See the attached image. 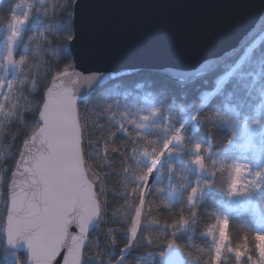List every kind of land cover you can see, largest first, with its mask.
Segmentation results:
<instances>
[{"label": "trees", "instance_id": "16d2710c", "mask_svg": "<svg viewBox=\"0 0 264 264\" xmlns=\"http://www.w3.org/2000/svg\"><path fill=\"white\" fill-rule=\"evenodd\" d=\"M74 1L0 0V172L7 184L23 143L33 134L36 108L51 79L65 64L72 65L67 36L72 35ZM12 11L28 17L19 25L14 49L17 60L26 59L6 72L2 62L6 37L12 34ZM245 44L232 56L216 60L214 70L204 75L179 81L158 72L136 71L77 103L84 165L100 205V217L83 249V264L116 262L129 245L145 183L142 176L156 155L151 150L161 148L193 113L179 133L183 139L174 140L172 151L161 160L135 237L118 264H164L169 241L180 248L186 264H212L220 239L217 218H226L228 234L219 264H256L260 255L256 245L264 242L254 237L264 235L263 213L253 199L235 205L240 183L235 191L231 185L236 165L257 168L264 177V39L218 86ZM254 128L261 131L250 133ZM248 141L251 146L244 149L242 144ZM197 144L202 146L199 152ZM197 156L203 158L200 174L186 168ZM3 227L0 222V264H16L17 257L25 264L26 253L6 245ZM245 243L247 252L238 260L229 248Z\"/></svg>", "mask_w": 264, "mask_h": 264}, {"label": "water", "instance_id": "95a60500", "mask_svg": "<svg viewBox=\"0 0 264 264\" xmlns=\"http://www.w3.org/2000/svg\"><path fill=\"white\" fill-rule=\"evenodd\" d=\"M263 20L264 0H75L72 7L75 38L69 41L72 69L82 77L95 78L76 83L65 80L64 84L76 97L77 109L79 101L89 99L103 85L136 71L158 72L186 81L210 71L200 73L202 65L236 53ZM11 36L6 54L9 47L13 52L16 47L17 36L14 39ZM2 66L10 72L15 63L3 59ZM52 84L53 78L48 88ZM25 142L11 178L21 163ZM80 166L93 186L82 150ZM193 169L198 174L202 172L200 164ZM61 171L57 165L56 174ZM97 202L99 212L89 224L83 249L100 217L98 199ZM3 234L10 249L26 253L25 264H29L31 254L24 242L10 245L5 225ZM162 258L164 264H186L180 248L174 244L166 246Z\"/></svg>", "mask_w": 264, "mask_h": 264}, {"label": "snow or ice", "instance_id": "6c2138e0", "mask_svg": "<svg viewBox=\"0 0 264 264\" xmlns=\"http://www.w3.org/2000/svg\"><path fill=\"white\" fill-rule=\"evenodd\" d=\"M9 16L11 39H14L18 35L19 25L26 23L28 17L17 16L15 11ZM74 38L73 35L67 36L69 41ZM256 44L255 40L232 69L233 72L244 63ZM25 59L22 56L17 60L11 47L4 57V60L20 66L25 63ZM215 65L214 61L202 65L200 73L214 70ZM94 78L82 77L80 73L73 71L71 64H65L61 71L56 72L53 84L46 89L45 98L37 105L35 129L25 142L21 163L13 173L10 185L0 172V197L4 202V208L0 210L3 214L0 215V222L6 227L10 245L24 242L31 254L29 264H61V261L62 264H83L85 236L89 224L98 215L99 208L94 186H90L85 179L80 166L82 129L79 125L76 97L65 86L64 81L76 83L78 80L90 81ZM8 86L13 87L11 82ZM204 100L207 102V97ZM173 139L180 141L183 136L177 134ZM170 144L171 140H168L161 148L151 150L156 153L152 157L154 164L159 162L165 152L172 151ZM201 148V145H195L197 152ZM144 154L150 155L147 149ZM193 162L202 165L203 158L197 156ZM57 165L62 170L60 175L56 174ZM153 171L154 168L147 169L142 178L147 180ZM233 171L236 178L231 187L235 191L244 169L236 165ZM256 175L259 177L261 174ZM195 192L196 189L193 188L192 193ZM217 225L220 226V239L216 254L211 257L212 264H219L220 249L228 241L226 218H217ZM254 240L264 242V235L258 234ZM168 243L171 245L175 242ZM256 247L260 253L256 264H264V244L257 243ZM229 250L240 260L247 252V244ZM16 264H21L19 257Z\"/></svg>", "mask_w": 264, "mask_h": 264}, {"label": "rangeland", "instance_id": "374dc122", "mask_svg": "<svg viewBox=\"0 0 264 264\" xmlns=\"http://www.w3.org/2000/svg\"><path fill=\"white\" fill-rule=\"evenodd\" d=\"M263 31H264V20H263L261 26L259 27V29L255 32L254 36H252L250 38V42H248V44L246 45L245 48L248 49L252 45V43L255 41L256 36L259 35L260 33H262ZM9 39H10V36L8 35L6 37V43L9 42ZM258 42L259 41H257V43ZM193 116L194 115L191 114L190 118H192ZM254 129L255 130H252V132H250V133L258 134L261 131V130H256V128H254ZM242 145H243V148L246 149V147L251 146V141L245 142ZM195 164H197V163H194L192 161L189 164H187L186 168L187 169H192V167ZM243 169H244V171L239 176V180H240L239 190H238L237 193H235V196H236L235 198L238 199V200H236L237 202L235 203V205L244 206V205H246V203L251 202V200L253 199V202L255 201L257 206L261 207V210H262V213H263V217H264V199L263 200L261 199V197L264 196V188H262V187H264L263 173L261 172V170H258L257 168L256 169H252L248 165H245V167H243ZM257 173H260L261 175L259 177H257V175H256ZM145 183H146V180H145ZM145 183L143 185L141 202H140V205H139L138 211H137L139 214L137 213L136 219H135V221L133 223V227H132V229L130 231L129 241H133V239L135 237V234H136V231H137V227H138V223H139L140 212H141V209H142V204L144 202L145 195H146L147 190L149 188L148 187L147 190L145 191ZM244 184L248 187L247 190H244ZM260 185H262V186L260 187ZM143 193H145L144 196H143ZM258 193L260 194V196L257 195ZM170 194L169 195L172 196V192ZM196 195H194V196L196 197ZM133 229H135V231H133ZM125 253L126 252L123 250V253L120 254V256H119L120 259L124 256ZM105 264H108L107 260L105 261Z\"/></svg>", "mask_w": 264, "mask_h": 264}, {"label": "bare ground", "instance_id": "6f19581e", "mask_svg": "<svg viewBox=\"0 0 264 264\" xmlns=\"http://www.w3.org/2000/svg\"><path fill=\"white\" fill-rule=\"evenodd\" d=\"M175 140V139H174ZM174 140L171 141V144H170V147L172 146ZM168 152H165L164 155L159 159V162L158 163H151L149 168H154V171L151 173L150 177L146 180V183H145V189L147 190V188L149 187V185L153 182V180L157 177L158 175V171H159V167H160V163H161V160L162 158L167 154ZM148 168V169H149Z\"/></svg>", "mask_w": 264, "mask_h": 264}, {"label": "built area", "instance_id": "2783aa9c", "mask_svg": "<svg viewBox=\"0 0 264 264\" xmlns=\"http://www.w3.org/2000/svg\"><path fill=\"white\" fill-rule=\"evenodd\" d=\"M263 36H264V31L262 33H260L259 35H257L255 40L259 41ZM108 264H112V263L108 262Z\"/></svg>", "mask_w": 264, "mask_h": 264}]
</instances>
